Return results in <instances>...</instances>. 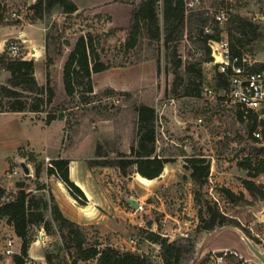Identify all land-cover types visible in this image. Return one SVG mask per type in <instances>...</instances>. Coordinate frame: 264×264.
<instances>
[{
  "label": "rangeland",
  "instance_id": "1",
  "mask_svg": "<svg viewBox=\"0 0 264 264\" xmlns=\"http://www.w3.org/2000/svg\"><path fill=\"white\" fill-rule=\"evenodd\" d=\"M127 1L138 4L142 0ZM36 2L37 0H17L2 3L5 8L0 12V30H3L0 35V56H9L7 46L18 38L16 29L32 32L28 36L36 40L35 45L36 42L43 43L44 33L50 32L54 39H58L57 47L62 51V55L56 57L52 70L56 97L47 112L40 115L28 113L29 117L36 118L34 122L29 117L23 118V121L13 116L0 117V144L1 140L12 138L7 137L11 133L4 128V123L11 124L17 120L20 123L19 129L23 128L24 133L18 151L34 155L43 170L41 178L37 180L35 162L26 157L25 162L30 163L34 170L33 172L29 168L32 171L31 178L26 181L24 173L9 178L7 171L16 164L13 160L8 161L13 152L0 149V181L8 192L16 191L19 181H26L28 188L32 190L39 184L48 185V167L43 161L47 155L59 153L61 148H70L69 153L89 159L95 158L99 144L101 152L106 153L108 159L115 158L117 151L129 153L131 145H135L136 141V114L133 105L144 103L155 107L159 115L158 151L174 159V162L167 164L163 175L153 181H147L138 173L123 177L113 168H94L101 186L108 189L119 207L106 208L111 213L114 230L103 231L95 225L82 228L88 243L109 244L121 250L147 254L154 264H163L160 247L147 241L141 232L151 230L185 247L187 253H184L181 264H261L249 251L242 236L264 254V216L261 214L264 200H255L244 186L246 181H252L264 191V143L253 144L247 138L246 129L237 118L236 107L222 103L217 98L209 100L205 96L207 88H215L218 93L220 90L215 87L214 81L218 67L211 55L210 61L206 60V46L199 36L200 16L196 14L200 12L189 13L184 22L182 18L178 20L179 25L186 23L187 38L183 35L184 26L171 31L163 19L160 44L149 46L144 41L141 47L126 54L123 43L127 38L129 25L125 29H119L108 15L94 16L84 12L65 15L57 11L43 22H34L30 19L29 7ZM200 2V8L225 9L230 13L229 21L220 26L221 29L224 28L221 39L227 38L243 51L251 59L253 67L264 62V20H261L264 16V0ZM118 3L105 10L114 13L116 19L118 14V24L125 26L130 21L133 6ZM101 11L104 12V9ZM13 12L18 13V20L12 18ZM245 21L247 24H244ZM230 22L234 24L232 28ZM12 25L20 27H10ZM196 30L199 32L194 33ZM3 34L6 35L2 36ZM87 34H92L99 41L97 51L102 61L112 63L114 67L109 72L94 75L91 102L84 103L78 99L79 96L76 99L66 96L60 68L78 38ZM26 39L29 40L27 36ZM45 69H42L44 76ZM40 71L41 69L38 76ZM8 77V73H2L0 83L4 84ZM123 80L134 84L129 95L114 89L115 92H112L111 83ZM52 111L57 116L64 115V135L59 131L57 122L49 129L46 128L45 117ZM250 152L259 154L252 157ZM196 155L206 158L210 164V174L202 188L190 179V170L185 168L188 164L185 158ZM5 160L10 162L8 169ZM224 189H231L236 194L245 193L247 201H228ZM41 194L48 195L46 192L35 193L37 196ZM127 198L135 199L140 203V208L134 210L128 207L124 201ZM208 202L211 206L217 205L221 212L238 221L240 228L225 225L211 232H199L197 228L201 211L205 212ZM101 213L108 214L106 211ZM32 233L34 242L30 246L31 256L46 264L44 253L54 249L60 240L58 236H48L41 229H34ZM9 237L14 238L16 250L20 252L21 240L12 227L2 220L0 264H17L15 259L2 255L4 243ZM130 239H134L136 244L132 245ZM227 253L229 256H224ZM67 258L71 263L74 255L70 253ZM78 264L96 262L80 260Z\"/></svg>",
  "mask_w": 264,
  "mask_h": 264
},
{
  "label": "trees",
  "instance_id": "2",
  "mask_svg": "<svg viewBox=\"0 0 264 264\" xmlns=\"http://www.w3.org/2000/svg\"><path fill=\"white\" fill-rule=\"evenodd\" d=\"M13 1L17 0H0V12L5 8L2 3ZM117 1L133 6L127 38L123 43L126 54L141 47L144 41L148 42L149 46L160 44L163 19L171 31H176L177 28L184 26L183 35L186 36L187 26L183 22L184 19L187 20L189 13H187L183 0H142L138 4L127 0ZM29 9L30 19L34 22L45 21L55 11L73 15L78 10L73 0H37ZM196 15L200 16L198 28L201 33L199 36L206 46V60L210 61L209 41H220L222 29L218 23L205 16L204 13ZM180 18L183 22L179 25ZM244 24H247L246 21ZM208 25H211L212 32L204 33ZM229 25L232 28L234 24L230 22ZM199 30L194 33H198ZM57 40L54 39L52 33L46 34V85L38 83L35 76L36 64L33 59L11 58L6 54L0 56V77L2 73L9 74L6 82L0 83V113L40 115L47 112V108L53 104L56 97V88L52 79L53 66L56 57L62 55L61 48L57 47ZM97 42L99 43L92 34L82 35L69 53L62 76L67 97L76 99L79 96L78 99H81L82 102H91L90 96H93L94 93L93 75L114 67L112 63L102 61L101 55L97 51ZM66 44L69 45V43ZM214 81L215 87L218 89L228 87L227 80L219 72L216 73ZM112 92L115 91L112 90ZM120 93L129 95L128 92ZM133 111L136 114L135 145H131L129 153L117 151L115 158L108 159V155L101 152L102 147L99 144L95 158L87 161L90 169L113 168L118 170L123 177L138 173L146 179L154 180L163 174L167 164L174 162V159L158 151L159 115L156 108L144 103H135ZM237 118L244 125L246 136L253 144L264 143V124L262 139H257L254 136V132L259 126L256 115L250 113L248 119L245 120L238 111ZM56 119L63 120L64 115L57 116L54 111L48 112L45 122L51 124ZM18 152L24 158L27 157L31 162H35V176L39 180L43 171L41 163L36 162L34 155L25 154L21 150ZM249 154L252 157H257L259 152L257 154L250 152ZM185 160L188 162L185 168L190 170V179L199 188H202L210 174L209 161L201 155L186 157ZM66 164V161H54L55 169L48 168L47 175L58 176L60 171L61 180L66 184L70 195L78 201V204L81 202L80 205L85 206L87 197L83 190L71 181L69 171L65 169ZM30 178L31 176H26V181ZM26 181H19L16 184V191L12 193L8 192L2 181L0 182V222L5 220L22 242L21 255L15 258L17 264H23L24 258L29 256L30 246L34 242L32 233L34 229H43L48 236H58L60 240L54 249L44 253L46 264H78L80 260L84 262L95 260L96 264H154L151 256L147 254L121 250L109 244L104 247H102V243L89 244L85 231L79 224L63 214L56 197L48 190L47 185L36 186L37 192H49L48 195L37 196L33 190L28 188ZM244 186L248 194L255 200H264V191L257 187L256 183L246 181ZM223 191L228 201L234 203L247 201L246 194L243 192L236 194L231 189ZM207 205L205 212L201 211L200 224L197 228L199 232H211L225 225L240 228L238 221L221 212L217 205L211 206L209 202ZM141 232L147 241L160 247L163 264H181L184 253H187L185 247L176 241H170L157 232L151 230H142ZM192 248H194L193 245ZM70 253L74 255V260L71 263L67 258Z\"/></svg>",
  "mask_w": 264,
  "mask_h": 264
},
{
  "label": "crops",
  "instance_id": "3",
  "mask_svg": "<svg viewBox=\"0 0 264 264\" xmlns=\"http://www.w3.org/2000/svg\"><path fill=\"white\" fill-rule=\"evenodd\" d=\"M73 1L78 8L76 13H74V14L84 12V14L86 13L88 15L91 14L94 16L108 15L109 18H112L113 24L116 26V28H119V29H125L130 24V21H129V22L125 23L126 24L125 26L119 25L117 22L119 15L117 14V19H116L114 13L108 12L105 10L106 7H110L114 4H119L117 2V0H73ZM123 5H130V4H123ZM102 9H104V12L101 11ZM132 9H131V12H132ZM130 20H131V13H130ZM10 27L17 28L20 26H18V25L13 26L12 25ZM2 32H3V30L1 29L0 35ZM185 32H186V36H187L188 35L187 30ZM15 34L17 36H19V34L20 35L24 34L25 37L26 36L28 37L30 43L25 44L27 50H29V51L33 50V52L34 51L36 52V57L33 59L35 61V64H36V72H35L36 79L40 85H46V72H45V76H44V70H42L45 67V60H46V34L44 33V35H43V43L40 44L39 42H36L37 43L36 45H35L36 40L31 38L30 36H28V34L30 35V34H32V32H26L23 29H21V30L16 29ZM5 35L6 34H3L2 36H5ZM75 44H76V42H75ZM75 44H74V46H75ZM70 52H71V50H70ZM66 60L62 62V67L60 68L62 76H63V66H64V63L66 62ZM40 69H41L40 76H38ZM105 72H109V70H107ZM105 72H103V73H105ZM99 74H101V73L94 74V75H99ZM94 75H93V77H94ZM136 81H138V80H136ZM62 86L64 88V85H62ZM110 86H112V87H110V89H112V90L114 89L116 92L119 91V92H128L129 93V91H132V89L134 88V84H131L130 82L127 83L124 80L121 82L115 81V82L111 83ZM4 116L5 117L6 116H13V117L18 118L17 120H19V118H20L22 121H23V118L29 117L28 114H24V113H0V117H4ZM29 118L32 122H34L36 119L35 117H29ZM11 120H14V119H11ZM17 120L12 121L11 124H8L7 122L4 123V125H3L4 128L7 129L8 133H11L7 137H12V138L11 139L9 138L8 140L4 139V141L1 140V144H0V149L4 150L6 152H8V151L13 152V156L8 157V159H9L8 161L13 160L16 164H13L11 167L17 166L20 163L26 161V159L18 152L21 141H23V139H24V137H23L24 133H23L22 127H21L22 129H19L18 124H20V123H17ZM56 122L59 124V127H60L59 131H61V133H63V135H64L65 122L63 120H56V121H53L51 124H46V128L49 129L50 127L55 125ZM0 127H2V125ZM2 150H0V151H2ZM70 150H71L70 148L65 149V150L61 148L59 153H56L54 155H47L46 157H50V158L54 159V161H66L67 162V164L65 165V169H68L71 181L74 182L77 186H79L83 190V192L85 193V195L87 197V203L85 204V206H81L80 204H78L77 200L74 199L70 195L66 184L61 180V172L60 171H59V175H58L59 178L58 179L57 178L54 179L55 178L54 176L50 177L47 175L48 179L46 180V184H48L47 185L48 190H50L54 194V196L56 197L57 203L59 204L63 214L67 218L75 221L82 228H88L89 226L95 225V226H98L103 231L104 230L108 231L109 229L114 230V226H113V222H112L113 220L111 219V213H108V210H106V208L107 209H109V208L115 209V208H118L119 206L117 205V203H115V200L110 195L108 189L101 186L99 180L96 178L97 176L95 175V171L93 169H90L87 163H84L90 159L89 158H81L79 156L73 155L72 153H69ZM5 161L7 162V160H5ZM9 163L7 162V169H8ZM25 163L28 165L29 168L31 167L30 168L31 170H33L30 163H28V162H25ZM43 163L45 164V160L43 161ZM166 168H167V165H166L164 171L166 170ZM10 170H8V171H10ZM31 170H30L29 176H32ZM6 171L7 170H5V172ZM33 172H34V170H33ZM4 174L5 173H3V175ZM140 177H142V176H140ZM142 178H144V177H142ZM146 180L147 181H153V180H149V179H146ZM154 180H156V179H154ZM33 191L35 194L36 191L35 190H33ZM46 193L48 194L49 192L46 191ZM124 201H125L126 205H129L126 202V200H124ZM102 211H106L108 214L101 213ZM103 246H105V245H103ZM30 252H31V249L29 250V256L31 258H36V257L31 256Z\"/></svg>",
  "mask_w": 264,
  "mask_h": 264
},
{
  "label": "built area",
  "instance_id": "4",
  "mask_svg": "<svg viewBox=\"0 0 264 264\" xmlns=\"http://www.w3.org/2000/svg\"><path fill=\"white\" fill-rule=\"evenodd\" d=\"M183 1L185 2L187 13H204L205 16L210 17L221 27L230 19V13L225 9L212 10L209 8H200V0ZM11 16L15 19L20 18L17 12H13ZM261 20H264V16L261 17ZM223 30L224 28L222 29V32ZM211 32V27L208 25L205 28V33ZM25 43H30V41L27 40L24 35H19L18 38L8 44V55L11 58H21L25 60L34 59L36 57V52H33V50H27V48L24 47ZM209 47L211 49L213 62L218 67V72L227 80L228 87L225 89H219L220 93H218L215 88H207L205 96L209 100L217 98L222 103L236 107L245 120L248 119L250 113L256 115L259 126L254 132V136L257 139H262V128L264 124V62L259 63L258 67H253L251 59L246 54H243V51L231 43L227 38L221 39L220 41L211 40L209 41ZM256 62L258 61H255V63ZM45 164L48 168L55 169L54 159L46 157ZM22 173L23 171L20 165L13 166L12 169L8 171L7 177L13 178ZM130 243L135 245L136 241L130 239ZM233 254L237 255V253ZM2 255L8 259H15L16 256L21 255V251L19 252L16 250V244L13 237L6 239ZM224 256H229V254L227 253ZM23 264L42 263L38 259L24 258Z\"/></svg>",
  "mask_w": 264,
  "mask_h": 264
},
{
  "label": "water",
  "instance_id": "5",
  "mask_svg": "<svg viewBox=\"0 0 264 264\" xmlns=\"http://www.w3.org/2000/svg\"><path fill=\"white\" fill-rule=\"evenodd\" d=\"M20 167L22 168L23 173L26 176L30 175V169L28 165L25 162L20 163ZM126 202L130 205V207L134 210H137L140 208V203H138L133 198L126 199ZM262 216H264V209L261 212ZM243 241L248 246L249 251L259 260L261 264H264V254L262 251H260L250 240H248L245 236H242Z\"/></svg>",
  "mask_w": 264,
  "mask_h": 264
}]
</instances>
